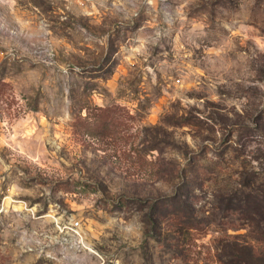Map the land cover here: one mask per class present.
Wrapping results in <instances>:
<instances>
[{
    "label": "rangeland",
    "instance_id": "1",
    "mask_svg": "<svg viewBox=\"0 0 264 264\" xmlns=\"http://www.w3.org/2000/svg\"><path fill=\"white\" fill-rule=\"evenodd\" d=\"M12 4L34 40L0 42V264L264 250V0Z\"/></svg>",
    "mask_w": 264,
    "mask_h": 264
},
{
    "label": "crops",
    "instance_id": "2",
    "mask_svg": "<svg viewBox=\"0 0 264 264\" xmlns=\"http://www.w3.org/2000/svg\"><path fill=\"white\" fill-rule=\"evenodd\" d=\"M14 0H0V42L6 43V51L17 47H32L34 40L33 12L27 8L19 9L12 3ZM15 29L16 33H11ZM6 41V42H5Z\"/></svg>",
    "mask_w": 264,
    "mask_h": 264
},
{
    "label": "trees",
    "instance_id": "3",
    "mask_svg": "<svg viewBox=\"0 0 264 264\" xmlns=\"http://www.w3.org/2000/svg\"><path fill=\"white\" fill-rule=\"evenodd\" d=\"M189 208V214L192 213ZM195 227L189 221V225ZM256 242L262 241L264 243V234L262 237H256ZM218 250V260L222 264H262L264 261V250L255 247L248 239L233 234L227 237L224 241L220 242Z\"/></svg>",
    "mask_w": 264,
    "mask_h": 264
},
{
    "label": "built area",
    "instance_id": "4",
    "mask_svg": "<svg viewBox=\"0 0 264 264\" xmlns=\"http://www.w3.org/2000/svg\"><path fill=\"white\" fill-rule=\"evenodd\" d=\"M10 32L11 33H16V30L15 29H10Z\"/></svg>",
    "mask_w": 264,
    "mask_h": 264
}]
</instances>
